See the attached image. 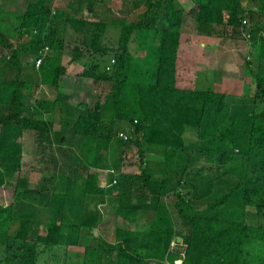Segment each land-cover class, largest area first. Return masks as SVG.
<instances>
[{
    "label": "trees",
    "instance_id": "trees-1",
    "mask_svg": "<svg viewBox=\"0 0 264 264\" xmlns=\"http://www.w3.org/2000/svg\"><path fill=\"white\" fill-rule=\"evenodd\" d=\"M54 1L28 0L25 11L19 16L17 44L0 29V45L10 52L9 56L2 55L0 61L5 60L10 69L16 71L12 79L0 77V101L11 102L9 112L0 113V193L9 190L15 194L25 185L20 170L26 131L37 129L43 143L52 125L48 120H31L23 113L20 99L25 95L24 87L29 81L21 79V75L29 64V55H34L36 66V59L44 46L55 52L46 56L38 66L43 85L59 88L61 77L67 73L61 55L56 53L65 49L61 27L64 12L58 10L53 14ZM152 2L138 21H118L122 25V33L119 47L112 49L118 54L112 72L84 71L97 83L105 81L111 86L105 101L97 100L92 106L80 103L69 107L77 117L69 115L65 120L68 130L82 138L85 155L95 152L98 161L112 138L118 136L130 143L119 136L122 130L117 127L118 121H129L131 132L137 134L133 142L138 147L141 171L148 181L135 188L137 196L128 200L132 190L121 185L119 177L123 178V173L117 174L118 178L111 176L108 186H101L99 174L90 170L92 165L70 163L65 192L50 188L47 183L37 189L25 188L26 198L50 208L52 220L47 234L34 236L32 220L18 219L14 202L0 207V245L7 247L8 264H39L41 246L50 250L53 264H66V255L58 247L64 238L65 225L71 226L77 234L82 226L95 225L96 217L83 222L81 219L87 213V197L92 194L112 195L116 189L120 198L117 213L126 220L127 226L116 228L117 240L112 246L86 245L83 264H264V223L251 225L238 218L206 214L204 209L193 203V191L181 188V181L176 186L165 179L149 181L152 180V170L144 167L147 154L154 150L153 147L154 151L161 150L166 157L175 148H194L202 155L210 152L207 156L212 162L218 161L225 166L223 175L239 163L247 164L245 174L236 179L235 184L216 200L205 198L202 202L208 203L213 210H219L235 194L241 193L245 205L254 206L258 214L264 216V106L257 109L261 96L264 102V61L260 60L258 68L249 64L251 78L245 76V92L241 97H228L212 86L202 89L185 85L184 80L192 75L182 49L186 7L181 0H156L153 6L157 9L152 12ZM189 12L198 21L199 31L211 36L216 26L224 24L241 29L247 13L264 16V0L260 3L250 0H195ZM148 15L152 20L161 19L167 24L156 30L157 42L153 46H156L158 54L154 58L155 68L148 72L146 79L133 81L128 75L135 62L129 45L136 31L144 32ZM252 18L248 17L251 23ZM51 21L56 24V30L49 31ZM68 21L77 31L84 30L87 24L72 17ZM98 24L102 30L106 26L104 22ZM260 30V26L254 27L252 40L263 46L264 37L259 34ZM90 42L93 49L102 54L111 50L102 46L98 33ZM72 52V61L84 55L79 46ZM98 68L99 65H95V69ZM62 97L68 96L41 101L36 108L40 112H53L62 104ZM190 132L193 133L191 137L188 136ZM62 140L66 141V138L62 137ZM188 161L183 168L184 173L188 170ZM97 164L96 161L93 165L97 167ZM182 176L175 174L174 178ZM114 179L118 180L115 184ZM155 190L158 196L173 195L174 209L184 221L185 230L176 231L169 225V215L151 198ZM69 213L79 218L72 221ZM143 218L149 222L146 228H141ZM178 237H182L181 242H177ZM47 263L52 264L49 260Z\"/></svg>",
    "mask_w": 264,
    "mask_h": 264
},
{
    "label": "rangeland",
    "instance_id": "rangeland-1",
    "mask_svg": "<svg viewBox=\"0 0 264 264\" xmlns=\"http://www.w3.org/2000/svg\"><path fill=\"white\" fill-rule=\"evenodd\" d=\"M151 1L156 0H55L52 4V11H63L61 17L62 34L65 37V49L56 52L61 55L63 65L67 67V73L61 77L62 85L59 88L48 87L40 83L38 66L34 65V55H29V64L26 65L21 79L29 81L24 87L25 95L20 99L24 108V115L31 120L42 119L52 122L49 130L41 143L40 135L37 129L29 128L23 138L24 141V158L23 167L20 175L25 179V185L19 188L14 194L6 190L0 193V207L15 204V216L18 219L30 218L34 226L33 235H45L52 220L50 208L41 205L38 202L24 196L25 188L37 189L47 185L56 190L65 192L68 182V169L70 163H84L92 165L90 170L97 172L100 176V185L108 186L111 176L119 177L121 185L132 190L128 200L137 196L134 189L148 181L143 176L140 168V155L137 145L133 142L137 134L131 132L129 121L120 120L117 127L123 132L131 135L130 143L121 140L118 136L112 138L107 149L102 153V158L98 161L97 154L94 152L88 156L84 153V145L80 136L73 135L69 131L65 120L69 115L76 118L77 113L69 107H76L80 103L94 105L97 100L105 101L109 94L111 86L105 81L96 82L91 76H86L84 71L91 70L97 72H112L113 64L118 54L119 41L122 33V25L119 20L126 23L138 21L141 14L149 9ZM186 7L184 22L182 25L184 61L186 65L191 66L192 75L188 80H184L185 85L196 86L198 88H208L212 86L219 92L226 93L228 97H241L245 92V76L251 78L250 67L258 68V64L264 61V45L255 43L254 40L248 39L242 32V29H234L229 24L216 26V31L209 36L199 31L198 21L193 14L189 12L195 0H181ZM261 0H250L258 2ZM152 12L157 9L153 6ZM28 4V0H0V29L11 37L14 44H17V26L20 24L19 16L23 14ZM248 17L252 16L253 27L260 26L264 31V16L258 13H247ZM250 15V16H249ZM72 17L77 20L87 22L84 30L77 31L68 19ZM247 17V16H246ZM247 17V19H248ZM249 20V19H248ZM105 23L103 30L98 23ZM145 35L144 32L136 31L133 34L132 41L129 45L130 51L134 58V65L129 77L133 81H141L149 76V71L155 68V59L157 48L155 45L156 30L161 29L167 23L161 19L152 20L150 15L146 16ZM49 31L56 30V24L53 21L49 23ZM100 35L102 46L111 49L106 54L93 49L91 40L94 35ZM148 34V35H147ZM143 35L144 37H141ZM28 36L23 40L25 42ZM79 46L84 55L77 61H72L73 48ZM50 54L55 53L50 48ZM150 52L149 54L147 52ZM49 54V55H50ZM10 55L7 48L0 45V57ZM99 65L95 69V65ZM35 66V67H34ZM16 76V71L11 70L5 60L0 61V77L12 79ZM62 86L68 91H75L72 99L62 91ZM255 89V88H254ZM62 104L50 113L40 112L36 107L41 101L54 100L58 96H65ZM11 102L8 100L0 101V113L7 114ZM264 106L263 97L258 100V110ZM111 116V112L108 113ZM108 118V117H107ZM121 131V132H122ZM193 136V133H188ZM66 138V141L62 140ZM121 137V136H120ZM96 144H99L96 142ZM155 150V148L153 147ZM149 151L148 160L144 167L152 170V180H167L173 182L176 186L178 181L184 190L193 191L192 201L199 209H204L206 214H217L223 217L238 218L251 225L264 223V216L259 215L256 208L251 205H245L244 197L241 193L224 204L219 210H213L208 203L202 202L205 198L208 201L221 195L237 182L247 170V164H238L233 170L223 175L225 168L218 161L212 162L207 154H200L194 148H175L166 155L161 150ZM210 155V154H209ZM190 158V161L187 159ZM189 162L188 170L184 173L185 163ZM98 162V166L93 164ZM225 167V166H224ZM175 174L182 175L181 178H174ZM72 175V173H71ZM70 176V175H69ZM83 179V177H81ZM154 179V180H153ZM51 180V181H49ZM213 181L212 184L209 182ZM145 184V183H144ZM155 186L154 184H152ZM129 187V188H128ZM118 189L114 194L106 196H89L85 210L87 213L81 217L82 222L87 219L95 218V225L82 226L81 230L76 233L69 225H65L64 238L58 247L66 255V264H83L84 252L86 245H106L112 246L117 240L116 228L126 227V220L117 213L120 198ZM151 198L160 209L170 217V226L176 230H185L184 221L179 217L174 209L173 195L158 196V191H152ZM160 198V200H158ZM151 200V199H149ZM214 201V200H213ZM138 202V200H135ZM148 202H146L147 204ZM159 203V204H158ZM150 204V203H149ZM169 213V214H168ZM73 213H69V219L75 221ZM141 228L149 226L146 218H143ZM66 232L68 234H66ZM180 248L181 247H177ZM39 255V264H48V260L53 264V256L49 249L41 246ZM9 252L5 245H0V264H8ZM53 259V260H52ZM180 263V261L178 262Z\"/></svg>",
    "mask_w": 264,
    "mask_h": 264
},
{
    "label": "built area",
    "instance_id": "built-area-1",
    "mask_svg": "<svg viewBox=\"0 0 264 264\" xmlns=\"http://www.w3.org/2000/svg\"><path fill=\"white\" fill-rule=\"evenodd\" d=\"M241 29H242V32L245 35V37H247L248 39H251L253 37V32L252 31H253L254 27H253V25L251 24V22L247 18L243 19V24H242ZM259 34L264 37V31L260 30ZM50 51L51 50H50L49 46H44L41 49L40 55L36 59V65L37 66H40V64L42 63L44 58L50 54ZM131 135H129V133L123 132V131L120 132V134H119V136H121L122 138H124L127 141L131 139V137H132ZM117 181H118L117 179H114L113 183L115 184V183H117Z\"/></svg>",
    "mask_w": 264,
    "mask_h": 264
},
{
    "label": "crops",
    "instance_id": "crops-1",
    "mask_svg": "<svg viewBox=\"0 0 264 264\" xmlns=\"http://www.w3.org/2000/svg\"><path fill=\"white\" fill-rule=\"evenodd\" d=\"M183 32V31H182ZM184 33V32H183ZM183 34H182V44H183ZM43 85V84H42ZM61 85H62V82H61ZM49 87V86H48ZM55 88V87H54ZM62 91L65 93V94H67L68 96H69V99L71 100L72 99V97L75 95V91L74 92H72V91H68L67 89H65V87L64 86H62ZM91 172H94V171H92V169H91ZM89 196H100V195H96V194H92V195H89ZM88 196V197H89ZM87 197V203H88V198ZM86 227H89V225L88 226H86Z\"/></svg>",
    "mask_w": 264,
    "mask_h": 264
},
{
    "label": "water",
    "instance_id": "water-1",
    "mask_svg": "<svg viewBox=\"0 0 264 264\" xmlns=\"http://www.w3.org/2000/svg\"><path fill=\"white\" fill-rule=\"evenodd\" d=\"M176 240H177V242H181L182 241V237H178Z\"/></svg>",
    "mask_w": 264,
    "mask_h": 264
}]
</instances>
